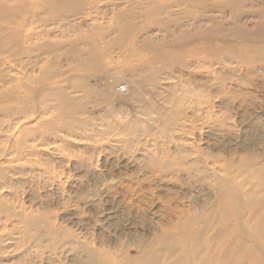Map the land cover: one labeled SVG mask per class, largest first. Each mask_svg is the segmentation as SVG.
<instances>
[{"label": "rangeland", "instance_id": "374dc122", "mask_svg": "<svg viewBox=\"0 0 264 264\" xmlns=\"http://www.w3.org/2000/svg\"><path fill=\"white\" fill-rule=\"evenodd\" d=\"M218 220L264 264V0H0V264H194Z\"/></svg>", "mask_w": 264, "mask_h": 264}, {"label": "bare ground", "instance_id": "6f19581e", "mask_svg": "<svg viewBox=\"0 0 264 264\" xmlns=\"http://www.w3.org/2000/svg\"><path fill=\"white\" fill-rule=\"evenodd\" d=\"M8 149V148H7ZM223 212L226 213V210L223 209ZM235 215V214H234ZM236 217V220L238 221V214L237 216L235 215ZM217 225H219L222 230H220L213 238L209 239V240H206L204 239V241L202 242L201 244V247H204L203 250H199V252L196 254V255H201L199 257H197V260H196V263L194 264H211V263H217V264H230V261H224V257H223V246H225L223 244V241L219 239V236H220V233L224 230V229H227L228 228V224L225 223L223 220L219 221L216 223ZM233 232H236V231H233ZM166 241H165V244H164V247H161L160 248V252L159 253H156L157 251L159 250H149V254H143L141 257L142 258H138L135 260V263L134 264H147V263H150L152 262L153 264H156V263H159V260L158 258L159 257V254L161 256H163V254L165 253H169L171 256H172V253L174 252V250L176 249V247H178L177 245V242H175L173 245L171 243H167L168 242V238H171L172 235L168 234L166 235ZM235 237L237 238V236L235 235ZM171 239H174V238H171ZM239 243H240V240H239ZM239 247V248H238ZM143 249V248H142ZM232 251H238L240 252V245H235L233 246V248L231 249ZM234 253V252H233ZM234 260L231 264H244V262H241L240 260H238L237 258V255L234 253ZM204 256V257H202ZM202 257V258H201ZM97 258V257H96ZM97 261L95 260H88V261H83L81 262L80 261V264H102V262L100 261L99 257L96 259ZM117 261V259H116ZM131 262V261H134L133 258H130V257H127L126 259H124L123 262ZM183 259H179V261L175 262L174 260L170 261V262H167L165 264H176V263H179V264H183ZM165 262V261H164ZM62 264V262H61Z\"/></svg>", "mask_w": 264, "mask_h": 264}, {"label": "built area", "instance_id": "2783aa9c", "mask_svg": "<svg viewBox=\"0 0 264 264\" xmlns=\"http://www.w3.org/2000/svg\"><path fill=\"white\" fill-rule=\"evenodd\" d=\"M120 90H121V91H125V90H126L125 86L122 85V86L120 87Z\"/></svg>", "mask_w": 264, "mask_h": 264}]
</instances>
